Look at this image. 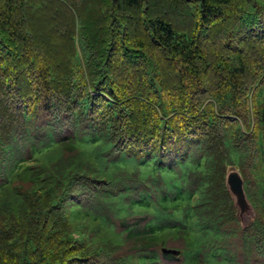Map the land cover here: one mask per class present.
Segmentation results:
<instances>
[{
    "label": "trees",
    "instance_id": "1",
    "mask_svg": "<svg viewBox=\"0 0 264 264\" xmlns=\"http://www.w3.org/2000/svg\"><path fill=\"white\" fill-rule=\"evenodd\" d=\"M0 264H264V0H0Z\"/></svg>",
    "mask_w": 264,
    "mask_h": 264
},
{
    "label": "water",
    "instance_id": "2",
    "mask_svg": "<svg viewBox=\"0 0 264 264\" xmlns=\"http://www.w3.org/2000/svg\"><path fill=\"white\" fill-rule=\"evenodd\" d=\"M226 185L234 200L242 227L250 226L256 218V212L246 194L244 177L240 169L234 165H231L227 170ZM163 252L178 254V251L172 248H163Z\"/></svg>",
    "mask_w": 264,
    "mask_h": 264
}]
</instances>
